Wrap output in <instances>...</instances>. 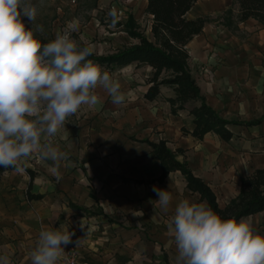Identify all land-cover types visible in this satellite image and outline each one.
<instances>
[{
	"label": "crops",
	"instance_id": "0c3cea01",
	"mask_svg": "<svg viewBox=\"0 0 264 264\" xmlns=\"http://www.w3.org/2000/svg\"><path fill=\"white\" fill-rule=\"evenodd\" d=\"M229 2L231 0H200L187 13L186 18L193 20L215 11L220 12ZM142 7L145 12L146 0H142ZM148 19L150 39H146L152 41L151 17L148 16ZM252 23L258 25L262 31L253 37L255 41L251 44L239 43L226 29L221 33L229 35L230 38L229 43H217V51L223 61L236 65L244 59L255 60L257 50L260 49L258 47L264 49V27L254 20L239 24L236 33L246 31L251 34ZM212 33L216 31L206 24L202 34L187 46L191 76L192 67L205 65L211 57L210 52L216 49L212 41H202L205 35L209 37L208 34ZM140 70L148 74L140 78V90L127 87L124 91L127 102L118 106L112 103L106 106L108 110L115 111L110 118L112 121L107 123L103 131L89 136V146L84 144L83 155L79 161L75 160L72 166L61 167L56 174L47 167L51 162L26 166L37 174L32 181L30 194L41 196V200H26L25 193L29 182L26 174L4 172L5 179L9 181L0 183V255L7 254L11 260L19 257L12 264L29 262L28 252L35 246L40 224L47 226L48 221H54L60 213H66L70 217L88 214L108 219L116 226L133 220L136 221L134 224L151 226L153 233L163 242L173 244L174 239L168 234L167 224L176 204L184 199L200 203V198L186 189V183L178 172L170 173L162 184L155 182L161 173L160 165L151 159V148L143 143L145 140L152 143L164 140L170 151H185L184 157H178L177 160L186 161L192 174L211 189L220 209L238 195L241 178L248 177L255 170L264 169V139H252L264 135V122L257 127L242 130H236V126L230 127L234 137L229 142H223L213 134H207L200 142L189 136H182L181 128L193 130L192 119L187 110L178 112L176 116L170 114V107L165 99L172 98L173 92L165 87L160 88L159 99L145 101L143 95L148 89L147 79L151 69L145 66ZM247 79L250 78L245 76L240 81L238 77L220 74L212 79L206 78L202 81V86L194 80L205 103L220 118L227 120L221 114L225 102L217 100L214 95H225L229 89L226 84L246 82ZM189 107L190 104L186 109ZM241 111L244 109L232 108L227 113L237 115ZM247 137L252 140L245 141ZM57 175L60 176L59 180ZM153 186L166 189L172 194L173 200L168 213H163L156 206L158 197L152 191ZM64 199L67 200L66 204L62 203ZM69 204L86 212H76ZM137 211H142L144 215L134 216ZM243 219L250 221L256 232L264 234V214ZM171 247L173 249L169 250ZM167 255L169 264H176L175 245L169 244Z\"/></svg>",
	"mask_w": 264,
	"mask_h": 264
},
{
	"label": "clouds",
	"instance_id": "9594fccd",
	"mask_svg": "<svg viewBox=\"0 0 264 264\" xmlns=\"http://www.w3.org/2000/svg\"><path fill=\"white\" fill-rule=\"evenodd\" d=\"M37 15V6L25 0H0V167L16 174H24L26 162L34 157L50 161L47 167L54 174L69 166V154L55 138L82 107L103 104L98 90L114 105L127 99L119 79L88 59L93 49L72 38L79 29L77 19L42 43L36 35L42 25L34 30L23 19L34 24ZM152 191L156 206L168 213L172 194L156 186ZM80 226L84 228L83 220ZM167 229L176 246V264H264V234L250 221L223 218L203 202L179 201ZM74 235L69 228L41 224L28 252L30 264H60ZM0 264H12L11 257L0 255Z\"/></svg>",
	"mask_w": 264,
	"mask_h": 264
},
{
	"label": "rangeland",
	"instance_id": "374dc122",
	"mask_svg": "<svg viewBox=\"0 0 264 264\" xmlns=\"http://www.w3.org/2000/svg\"><path fill=\"white\" fill-rule=\"evenodd\" d=\"M233 1L231 0L227 7L220 12L215 11L202 16L207 18V25L212 27L214 32L216 31L211 35L208 34L209 37L205 35L202 41L205 43L212 41L216 49L210 52L211 57L205 65L192 67V76L201 86L203 85L202 81H205L206 78L212 79L220 74L238 77L240 81L245 76L250 78L246 82L237 81L226 84L229 89L226 90L225 95L220 93L214 95L217 100L225 102L224 107L221 108L223 117L231 122L241 124L236 126V130H240L238 128L242 130V128L258 126H243L247 123L257 120H261V123L264 122V49L258 47L260 49L257 50L255 60L244 59L236 65L229 64V61H223L219 56L217 43L220 41L229 43V35L234 36L239 43L251 44L255 41L253 37L262 31L258 25L252 23L251 34L246 31L232 34L230 32L229 35L221 34L225 32V28L220 25V18L228 9H231L234 16L236 14V5ZM25 3L36 5L38 8L34 24L29 22L26 17L23 19L26 25L34 30L35 26L42 25L43 30L36 33L41 41L49 42L54 39L57 29L62 30L68 21L77 19L79 29L72 33V38L77 41L80 47H91L92 55L95 57L111 56L121 48H129L138 44L137 39L130 37L129 30L150 39L149 19L142 7V0H25ZM219 30L220 32H218ZM212 55H214L213 58ZM211 58L212 61H210ZM144 67H136L135 64H131L111 73L119 79L123 92L127 87L140 90V78L148 75L144 70H140ZM231 87L233 89H230ZM98 91L103 99V104L95 109H90L87 106L82 107L69 118L65 128L55 138V143L61 150L69 154V160L66 162L69 166L82 157L84 144L89 146V136L94 132L103 131L107 127V123L110 124L112 121L110 118L115 111H110L106 107L112 103L111 98L103 91ZM232 108H243L244 111L237 115H230L227 112ZM252 139H264V135ZM251 140L248 137L245 138V141ZM41 163L43 162L39 158L34 157L26 162V166H35ZM7 181L9 180L5 179L4 173L1 174L0 183ZM66 202V199L62 201L65 204ZM82 220L84 228L80 226ZM135 222L130 220L128 224L116 226L108 219L96 218L88 214L81 217L78 215L70 217L66 213L64 215L60 213L57 219L48 221L47 226L49 228H69L70 231L75 232L72 237L74 243L69 244L65 251L74 253L79 264H165L166 262L169 264L168 246L169 244L173 246L175 243L163 242L159 236L157 237L153 233L154 229L151 226L137 225L134 224ZM43 225L45 224L43 223ZM78 239L79 243L76 246L75 241ZM172 249L173 247L169 250ZM18 260L19 257L12 261L14 263ZM27 264H30V261Z\"/></svg>",
	"mask_w": 264,
	"mask_h": 264
},
{
	"label": "trees",
	"instance_id": "16d2710c",
	"mask_svg": "<svg viewBox=\"0 0 264 264\" xmlns=\"http://www.w3.org/2000/svg\"><path fill=\"white\" fill-rule=\"evenodd\" d=\"M200 0H146L145 14L151 17L150 34L152 41L140 34L129 30V35L138 40V44L129 48H121L114 55L106 57L89 56L88 59L100 65L110 73L116 69L135 64L151 69L147 79L148 89L143 95L147 102L160 98V88L165 87L173 92V97L165 99L170 107V114L176 116L178 112L187 110L192 119L193 130L180 129L182 136H189L200 142L207 134H213L223 142H229L233 137L230 127L240 126L235 122L219 117L206 103L200 94V89L190 74L188 68L187 46L192 40L201 35L207 18L199 17L193 20L186 18L187 13ZM236 14L228 9L220 18V25L231 33L237 32V26L248 20H254L264 27V0H234ZM42 43H47L41 41ZM190 107L186 109V106ZM198 104V105H196ZM261 123V120L247 123L243 126L251 127ZM151 148L150 157L160 165V176L155 180L162 184L170 173H180L186 183V189L191 194H197L200 202H204L223 218L237 220L256 214H264V169L255 170L246 178L241 179L238 195L220 209L216 197L211 189L199 178L195 177L186 161L179 162L178 157H184L185 151L177 149L174 152L166 147V141L156 143L143 141ZM13 171L0 167V175ZM29 179L25 193L27 201L41 200V196L30 194L32 181L37 175L26 168ZM69 207L74 211L85 213L86 210L74 205ZM165 264H168L167 262Z\"/></svg>",
	"mask_w": 264,
	"mask_h": 264
},
{
	"label": "built area",
	"instance_id": "2783aa9c",
	"mask_svg": "<svg viewBox=\"0 0 264 264\" xmlns=\"http://www.w3.org/2000/svg\"><path fill=\"white\" fill-rule=\"evenodd\" d=\"M60 264H79L78 259L74 253L69 251L65 252L63 259L61 260Z\"/></svg>",
	"mask_w": 264,
	"mask_h": 264
}]
</instances>
